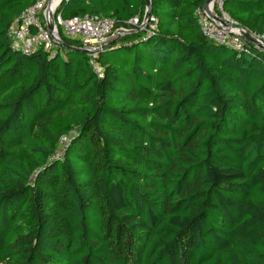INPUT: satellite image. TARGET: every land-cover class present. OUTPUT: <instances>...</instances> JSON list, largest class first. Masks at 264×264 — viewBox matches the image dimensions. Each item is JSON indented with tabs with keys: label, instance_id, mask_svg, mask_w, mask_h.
I'll return each instance as SVG.
<instances>
[{
	"label": "trees",
	"instance_id": "obj_1",
	"mask_svg": "<svg viewBox=\"0 0 264 264\" xmlns=\"http://www.w3.org/2000/svg\"><path fill=\"white\" fill-rule=\"evenodd\" d=\"M36 1L0 0V264H264V52L207 39L206 0H150L156 30L92 61L62 45L24 55L8 30ZM222 1L264 36V0ZM144 13L56 10L115 29Z\"/></svg>",
	"mask_w": 264,
	"mask_h": 264
},
{
	"label": "built area",
	"instance_id": "obj_2",
	"mask_svg": "<svg viewBox=\"0 0 264 264\" xmlns=\"http://www.w3.org/2000/svg\"><path fill=\"white\" fill-rule=\"evenodd\" d=\"M54 1L37 0L14 18L8 30L10 48L13 51L24 55H30L39 48L54 51L56 47L61 46L62 37H67L78 41L79 48L84 49L92 61L115 35L118 36L119 30H123L120 36L144 31L147 27L150 30L148 33L156 30L155 18L150 15L146 18L145 13L141 21L135 17L128 21L127 28L118 29L114 28L113 19L96 15L63 19L56 14L60 0L52 4ZM195 16L201 32L207 39L238 51H241L245 44L261 50L242 37L237 24L223 11L222 0H213L206 9L204 5L197 8ZM51 23H53L52 31L48 29ZM250 34L264 46V36ZM62 140L65 141L64 138Z\"/></svg>",
	"mask_w": 264,
	"mask_h": 264
},
{
	"label": "water",
	"instance_id": "obj_3",
	"mask_svg": "<svg viewBox=\"0 0 264 264\" xmlns=\"http://www.w3.org/2000/svg\"><path fill=\"white\" fill-rule=\"evenodd\" d=\"M212 2H213V0H206V2L204 3V8L206 9L207 6H208L209 4H211ZM60 3H61V0H60ZM145 8H146V10H145V17L148 18L149 15H150V11H151V1H150V0H145ZM217 20L223 23V21H221L220 19H217ZM48 29H49L50 31L53 30V23H51V24L48 26ZM239 30H240V33H241V35H242V37H243L244 39H246V40H247L248 42H250L251 44L256 45L257 47H259V49H261V50L264 52V46L261 45L256 39H254L253 36L250 34L249 31L244 30V29H242V28H239ZM122 32H123V30H119V31H117V35H118V36H117L116 38L120 37V35H121ZM114 41H115V39L112 40L110 43H108V44H107L106 46H104L103 48H106V47H108V46H111V44H112ZM60 45H62L63 47H65L66 49L71 50V51H77V50H78V51H81V52L86 53V51H85L84 49H82V48H73V47H71L70 45H67L64 41H61V42H60Z\"/></svg>",
	"mask_w": 264,
	"mask_h": 264
},
{
	"label": "bare ground",
	"instance_id": "obj_4",
	"mask_svg": "<svg viewBox=\"0 0 264 264\" xmlns=\"http://www.w3.org/2000/svg\"><path fill=\"white\" fill-rule=\"evenodd\" d=\"M57 2V0H55L52 4H54V3H56Z\"/></svg>",
	"mask_w": 264,
	"mask_h": 264
},
{
	"label": "rangeland",
	"instance_id": "obj_5",
	"mask_svg": "<svg viewBox=\"0 0 264 264\" xmlns=\"http://www.w3.org/2000/svg\"><path fill=\"white\" fill-rule=\"evenodd\" d=\"M115 37H116V35L114 36V39H116ZM120 37H121V36H120ZM114 39H113V40H114Z\"/></svg>",
	"mask_w": 264,
	"mask_h": 264
}]
</instances>
